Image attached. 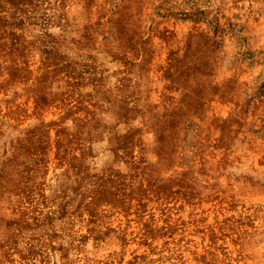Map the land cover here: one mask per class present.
Here are the masks:
<instances>
[{"label":"rangeland","instance_id":"374dc122","mask_svg":"<svg viewBox=\"0 0 264 264\" xmlns=\"http://www.w3.org/2000/svg\"><path fill=\"white\" fill-rule=\"evenodd\" d=\"M0 264H264V0H0Z\"/></svg>","mask_w":264,"mask_h":264}]
</instances>
